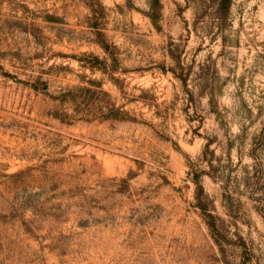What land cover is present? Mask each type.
Here are the masks:
<instances>
[{
  "label": "rangeland",
  "instance_id": "obj_1",
  "mask_svg": "<svg viewBox=\"0 0 264 264\" xmlns=\"http://www.w3.org/2000/svg\"><path fill=\"white\" fill-rule=\"evenodd\" d=\"M0 264H264V0H0Z\"/></svg>",
  "mask_w": 264,
  "mask_h": 264
},
{
  "label": "trees",
  "instance_id": "obj_2",
  "mask_svg": "<svg viewBox=\"0 0 264 264\" xmlns=\"http://www.w3.org/2000/svg\"><path fill=\"white\" fill-rule=\"evenodd\" d=\"M231 2H232V0H221L222 10L225 12L229 11L230 6H231ZM103 48L105 49V51L108 50V47H103Z\"/></svg>",
  "mask_w": 264,
  "mask_h": 264
}]
</instances>
